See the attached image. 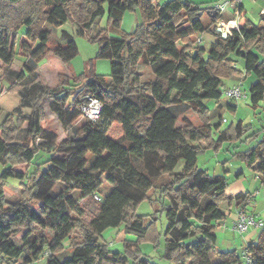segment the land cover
<instances>
[{
    "label": "trees",
    "instance_id": "16d2710c",
    "mask_svg": "<svg viewBox=\"0 0 264 264\" xmlns=\"http://www.w3.org/2000/svg\"><path fill=\"white\" fill-rule=\"evenodd\" d=\"M104 3L114 28L128 9L141 7L143 15L133 33L121 37L102 34L98 39L96 57L110 60L108 78L89 65L72 81L59 73L67 79L65 83L39 87L40 96L51 98L50 110L62 128L75 127L76 133L59 140L58 134L47 131L37 103L31 104L20 123V117L9 113L0 124V163L4 167L0 173L1 263L30 264L45 257V264H157L143 254L129 261L124 254L110 252L102 239L106 230L125 222V235L156 241L159 233L132 212L139 202L154 195L165 212L162 234L167 260L245 264L237 250L216 249V227L226 216L224 202L241 204L249 196L242 192L229 195L224 165L223 175L211 176L197 165V156L245 131L241 121L225 129H221L220 116L212 123L206 101L223 106L225 78L254 74L256 80L249 87L252 105L257 107L264 98V60L252 51L256 45L264 47V13L261 23L254 25L240 6L238 29L222 37L215 26L220 12L189 0H169L162 5L156 0H0V70L12 81L51 78L54 67L48 62L67 66L78 50L67 31H62L64 42L59 44L52 41L46 26L58 27L72 20L86 32L103 15ZM205 13L208 25L201 21ZM21 27L25 30L20 33ZM205 31L215 38L207 54L192 46L193 36ZM18 50L28 53L34 66L25 58L20 69L12 68ZM231 52L244 59L243 70L229 58ZM138 64L149 68L153 79L143 80ZM84 95L101 102L97 120L81 113V105L88 101ZM233 101H226L225 107L234 110ZM181 107L191 111L199 124L194 125L186 111L179 116ZM8 128L25 132L22 140L9 141ZM241 156L264 181V133L258 145ZM180 161L182 169L176 171ZM11 179L16 180L18 191L14 198L6 192ZM57 182L63 188L55 192ZM75 191L81 198L94 194L101 198H93L98 209L89 221L84 220ZM123 240L127 248L135 245ZM246 247L252 264H264V227Z\"/></svg>",
    "mask_w": 264,
    "mask_h": 264
},
{
    "label": "rangeland",
    "instance_id": "374dc122",
    "mask_svg": "<svg viewBox=\"0 0 264 264\" xmlns=\"http://www.w3.org/2000/svg\"><path fill=\"white\" fill-rule=\"evenodd\" d=\"M167 1L169 0H156V4L162 5ZM241 2H244V7L247 9L246 17L248 20H250V22H252L254 25L260 24V8L262 5H264V0H242ZM198 5L200 7H204L207 5V3H198ZM17 15L18 13L14 16V18H12L13 24L17 20ZM9 19L11 18L9 17ZM142 19L143 15L141 7L128 9L124 12L119 27L114 28L108 20L107 3H104L103 15L98 17L93 23L92 27L86 32H81L78 23L72 20H68L58 27L46 26L47 29L51 30L52 32V41L59 44H63L64 42L61 40L62 31H67L76 44L78 50L77 54L71 59L70 62H68V65L66 66V64L64 65L60 61H56V63L52 62L51 59H53V57H51L50 53H48V60L51 61L48 63L50 64V67H54V70L52 71L54 74L47 80L45 77L42 78L38 76L35 78H26L21 81H12L8 80L4 70H0V124L4 121L9 113L16 114L17 117H20L18 118L20 123L23 115H26L31 111V104L37 103L38 108L43 114L44 125L47 131L58 134L59 140L65 136L72 137L76 133V128L71 126L67 130L62 128L56 115L50 110L49 104L51 98L49 96H40L39 87L42 85L54 88L58 87L63 82L65 83L67 79L64 78L63 75H59V73H63L65 77H69L72 81L74 75L78 77L85 73L89 65H92L93 72L108 78L111 69L110 60L107 58L96 57L100 44L98 39L104 36L102 34H105L106 37H121L122 35L127 36L136 30L137 25L142 21ZM224 20H226V17ZM201 21L205 25L210 23L209 18L206 17V13L201 17ZM24 30L25 27L19 28L20 33ZM212 36L213 35L211 33L206 31L198 33L192 38V46L203 49L205 54H207L210 50L211 44L213 43ZM197 37L201 39V43L198 45L195 42ZM19 44L20 41L17 40L16 47H18ZM252 51L258 54L260 61L264 60V47H259L256 45L252 48ZM25 58H28V53L18 50V54L14 59L15 63L12 65V68L20 69L25 61ZM229 58L235 62V65L239 70H243L244 59L241 56L237 55L236 52H231L229 54ZM27 63L34 66V63L30 58H28ZM138 70L142 73L143 80L153 79V75L151 74L149 68L143 66L142 64H138ZM81 79L82 78H80V80ZM255 80L256 77L252 73L241 78L224 79L223 89L232 86L234 82L235 84L239 83L240 89L242 91V96L234 99L233 101V105L235 106L234 110H229L225 107V102L228 101V99L224 96V94L222 95L223 106L221 107H217L215 101H206V106L209 108L211 116L213 115L212 123H217L220 116L221 118L225 119V121H222L221 123V129L228 128L231 123H236L237 121H241L245 127L243 134H241L239 137L232 136V138L223 141L221 146H219L216 150L213 147H209L208 149L198 153L197 165L200 168L207 169L209 175L211 176L223 175L224 172L222 167L226 164L227 167H231L235 169V171H243V175L246 176L249 181H254L256 178L255 172L246 164V161L242 159L241 156L248 149L257 146L264 133V98L258 101L257 107L252 105L250 99L249 87L255 82ZM86 97L88 99L89 96L84 95L83 99ZM177 111L179 116L184 115V112L186 111L185 115L190 119V121H192L194 125L199 124L196 116L191 111H187V108L181 107L178 108ZM11 120L14 121L12 118ZM10 125H12V123H10ZM6 130L7 131H5V134L9 141L12 138L17 141H21L25 135V132L20 133V129L18 128H8ZM213 139L216 141V133L214 134ZM42 141V139H37L38 143H41ZM89 159L90 161L93 160V156L91 154L89 155ZM3 168L4 167L0 163V173ZM181 169L182 164L180 161L175 170L178 171ZM225 178L227 183H231L234 179V175ZM15 181L16 180L11 179L6 185V192L13 198L17 197L18 195ZM62 188L63 183L57 182L56 186L54 187V191L58 192ZM260 191V193L256 191L257 194L255 198L257 200H259L260 195L261 197H264V186ZM74 195L76 198H79L80 206L84 211V220L89 221L90 218L97 213L98 203H96L91 197L81 198L79 191H75ZM153 196L154 195H152L150 199L147 198L139 202L133 208L132 212L134 215L142 216V223H144L145 226L152 227L157 231V233H159L156 241H151L149 239L138 240L137 235L134 234L125 235L123 232L125 222H122L116 228H110L106 230L103 233L102 239L108 244L110 252L124 254V256L127 257L129 261L133 260V256L136 254H143L146 257L153 259V261L157 264H175L174 262L167 260L163 255L164 238L162 231L166 226L165 212L162 209L161 204L157 201H154ZM252 203L255 202L253 201ZM257 213L264 220V216L259 212ZM261 230L262 229L257 230L256 236H254L253 240L258 237V235L261 233ZM23 232L24 230H22L16 236L17 240L20 239ZM234 237L236 240L234 239L235 241H233L232 245H230L231 247H226L224 244L222 245L220 236L217 234L218 240L216 242V249L219 251L237 250L241 255L247 243H243V239H241V236L236 232L234 233ZM124 238L127 241L135 242V245L127 248L123 240ZM68 244L69 241L66 240L64 242V246H67ZM42 258L43 257H40L32 264H44L43 262H45V259ZM38 261L39 263H37ZM40 261L42 262L40 263Z\"/></svg>",
    "mask_w": 264,
    "mask_h": 264
},
{
    "label": "crops",
    "instance_id": "0c3cea01",
    "mask_svg": "<svg viewBox=\"0 0 264 264\" xmlns=\"http://www.w3.org/2000/svg\"><path fill=\"white\" fill-rule=\"evenodd\" d=\"M189 1H192L194 3H205L206 2L207 3L206 6H208V5H212L214 3L223 2L225 0H189ZM207 1H209V2H207ZM241 6L244 8L245 12L247 13V9L244 7V2H242ZM263 7H264V5L261 6L260 11ZM220 15H221V18H220L219 22L220 21L223 22L220 25H223V27L227 28L229 25V24H226L227 20L233 19V17H234L232 9L231 8H225L223 11L220 12ZM225 17H226V20H224ZM214 39H215L214 36H212V41H214ZM234 84L235 83L233 82V85ZM223 169L226 170V174H224L225 177H230L231 175H234V179L232 180V182L228 183V188H227L226 192L229 195H235L237 193L242 192V193H245L249 196V198L247 199L248 201L245 200V203L243 202L244 204L243 203L237 204L235 201H231L230 203L224 202L222 204L226 216L223 220L218 222L217 227H216V235L219 234L222 245L224 244L226 247H231L230 245H232L233 241L236 240L234 237V230L232 229L233 228V222H234V219L236 216V211L240 206H243V208L248 213L258 214L257 212H259L264 216V197H261V195H260L259 200H257L255 198L256 194H257L256 191H258L260 193L261 192L260 190L263 189L264 181H261V179L258 177V175L256 173H255L256 174L255 180L249 181V179L243 175V171H237V170L235 171V169H233L231 167H227L226 164L224 165ZM257 198H258V196H257ZM253 201L255 203H252ZM256 233H257V231H251L247 235H245V237L243 238V243H247L250 240H253L254 236H256ZM217 240H218V238H217ZM67 246H65V247H67ZM42 259L46 260L45 257H43ZM41 262L42 261H40V263ZM37 263H39V261ZM43 263L45 264V262H43ZM30 264H32V263H30Z\"/></svg>",
    "mask_w": 264,
    "mask_h": 264
},
{
    "label": "built area",
    "instance_id": "2783aa9c",
    "mask_svg": "<svg viewBox=\"0 0 264 264\" xmlns=\"http://www.w3.org/2000/svg\"><path fill=\"white\" fill-rule=\"evenodd\" d=\"M242 0H225L223 2L214 3L212 5L207 6L214 11H223L225 8H231L233 11V19L227 20L226 24H231L230 27L226 28L222 26L223 30H226L228 34H231L232 30H237V19H238V11L242 4ZM264 13V7L261 9L260 14ZM219 22V21H218ZM223 23L222 21L219 22ZM197 43H201V39H197ZM224 96L228 100H234L242 96V91L240 89L239 83L234 84L233 86L224 88L223 92ZM87 103H83L80 107L81 113L90 120H97L99 118L102 104L99 100L95 98L88 97ZM225 121V119H223ZM93 198L96 201H100L101 198L94 194ZM264 227V220L258 215L253 213H248L243 206H240L236 211V216L233 222V230L241 236V239L245 237L251 231H257ZM242 257L245 264H252L253 258L251 254L248 252L247 247H245L242 251ZM0 264L1 261H0ZM19 264V263H16Z\"/></svg>",
    "mask_w": 264,
    "mask_h": 264
},
{
    "label": "water",
    "instance_id": "95a60500",
    "mask_svg": "<svg viewBox=\"0 0 264 264\" xmlns=\"http://www.w3.org/2000/svg\"><path fill=\"white\" fill-rule=\"evenodd\" d=\"M215 14H216V13L214 12V13L212 14V16L214 17ZM215 26H216V31H217V32H220L222 37H226V36L228 35L227 31L222 29V26L220 25L219 22H217Z\"/></svg>",
    "mask_w": 264,
    "mask_h": 264
},
{
    "label": "bare ground",
    "instance_id": "6f19581e",
    "mask_svg": "<svg viewBox=\"0 0 264 264\" xmlns=\"http://www.w3.org/2000/svg\"><path fill=\"white\" fill-rule=\"evenodd\" d=\"M231 24L228 25V27L230 26Z\"/></svg>",
    "mask_w": 264,
    "mask_h": 264
}]
</instances>
